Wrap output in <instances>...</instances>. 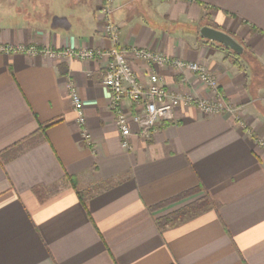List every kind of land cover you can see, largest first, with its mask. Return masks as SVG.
I'll return each instance as SVG.
<instances>
[{"label": "crops", "instance_id": "0c3cea01", "mask_svg": "<svg viewBox=\"0 0 264 264\" xmlns=\"http://www.w3.org/2000/svg\"><path fill=\"white\" fill-rule=\"evenodd\" d=\"M102 0H0V45L107 49ZM120 48L204 64L231 112L181 107L121 146L105 62L0 52V264H264V0H114ZM237 38V54L200 35ZM145 79L149 67L132 60ZM171 89L208 90L155 67ZM83 103L82 138L68 88ZM39 132L35 141L19 144ZM69 177L88 197V212ZM196 194L156 209L184 193ZM211 205L174 225L162 217Z\"/></svg>", "mask_w": 264, "mask_h": 264}, {"label": "built area", "instance_id": "2783aa9c", "mask_svg": "<svg viewBox=\"0 0 264 264\" xmlns=\"http://www.w3.org/2000/svg\"><path fill=\"white\" fill-rule=\"evenodd\" d=\"M113 1L102 0V13L106 20L104 34L112 41L111 48L54 50L37 46L0 45V52L44 54L50 57H70L105 62L103 84L109 90V106L119 130L121 146L125 150L132 149L131 138L134 135L132 125L138 128L137 135L147 140L151 138L158 124L174 118V112L178 108L197 107L206 115L234 110V107L227 102L217 78L204 64L170 58L162 52L143 47L120 48L118 46L120 30L113 21ZM133 59L141 60L149 67L145 79L138 76L132 63ZM155 67L192 72L209 92L206 96H202L192 88L171 89L164 83V79ZM68 88L76 113V122L82 130V138L89 146H92V138L86 129L84 103L72 82L68 83Z\"/></svg>", "mask_w": 264, "mask_h": 264}, {"label": "trees", "instance_id": "16d2710c", "mask_svg": "<svg viewBox=\"0 0 264 264\" xmlns=\"http://www.w3.org/2000/svg\"><path fill=\"white\" fill-rule=\"evenodd\" d=\"M38 135H39V132L34 133L33 135H31L27 139H24L23 141L18 143V145L23 144V143L28 142V141H35ZM68 180L70 181L71 185L77 190V192L79 194L80 201L82 202V205L84 206V208L88 212L89 211L88 210V197L86 195V192L83 193L82 191L79 190L78 185H77V181L74 178L69 177ZM199 191H201V188H196V189L190 190V191L184 193L183 195H180L177 198H174L170 201H166V202H163V203L156 205L155 208L156 209L164 208L165 206H167L169 204H172L174 202H178V200L188 198V197L196 194ZM210 205H211V203L209 200L201 201V202L192 204L190 206L184 207V208L174 212L173 214H171L169 216L162 217L161 219H159L158 223L162 227L168 226V225H174L178 221L184 220L187 217L196 214L197 212L205 209L206 207H208Z\"/></svg>", "mask_w": 264, "mask_h": 264}, {"label": "water", "instance_id": "95a60500", "mask_svg": "<svg viewBox=\"0 0 264 264\" xmlns=\"http://www.w3.org/2000/svg\"><path fill=\"white\" fill-rule=\"evenodd\" d=\"M200 35L207 40L220 43L237 54L244 53L243 44L237 38L223 30L210 25H204L200 28Z\"/></svg>", "mask_w": 264, "mask_h": 264}, {"label": "rangeland", "instance_id": "374dc122", "mask_svg": "<svg viewBox=\"0 0 264 264\" xmlns=\"http://www.w3.org/2000/svg\"><path fill=\"white\" fill-rule=\"evenodd\" d=\"M215 28H217V27H215ZM218 29V28H217Z\"/></svg>", "mask_w": 264, "mask_h": 264}]
</instances>
